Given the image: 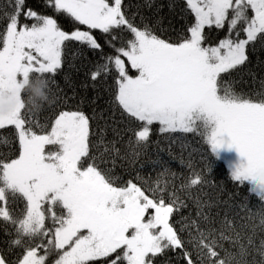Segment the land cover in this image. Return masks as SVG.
<instances>
[{
    "label": "snow or ice",
    "instance_id": "6c2138e0",
    "mask_svg": "<svg viewBox=\"0 0 264 264\" xmlns=\"http://www.w3.org/2000/svg\"><path fill=\"white\" fill-rule=\"evenodd\" d=\"M0 149V264H264V0H0Z\"/></svg>",
    "mask_w": 264,
    "mask_h": 264
},
{
    "label": "trees",
    "instance_id": "16d2710c",
    "mask_svg": "<svg viewBox=\"0 0 264 264\" xmlns=\"http://www.w3.org/2000/svg\"><path fill=\"white\" fill-rule=\"evenodd\" d=\"M131 2L133 4L135 3H139L141 2V0H131ZM163 2H166V0H163ZM162 17H166V19L163 20V27L165 29H167L168 27V19H170V17H168V10L164 9L162 11ZM79 69V61L75 58L72 57L71 59V63L69 66H67L65 68V72L64 74H62L59 78H58V83H59V87L60 89L63 90V92L67 93L68 96H73L75 95L76 98L82 97L87 95L89 98L94 97L96 95L95 91L91 90V89H85L83 87V81H84V74L82 70H78ZM38 100L40 99L39 97L37 98ZM105 102H106V97L104 99H101L98 103L100 104L101 107L105 106ZM166 146V142L161 144V147H165ZM0 151H3V149H0ZM176 155H179V148H175L174 149ZM156 152V148L155 146L152 147V149H150V155L154 156ZM161 156L167 160L168 156L165 153H161ZM223 161H225L223 159V157L221 156V160L217 161V164L223 163ZM171 167L176 170V171H184V169L181 168L180 163L178 162V160H173L171 161ZM151 166L149 164H145L144 168L141 169V174H145L148 171H150ZM225 178H221V183L224 182ZM188 212L187 210H185V215H187ZM193 215H194V211H193Z\"/></svg>",
    "mask_w": 264,
    "mask_h": 264
},
{
    "label": "rangeland",
    "instance_id": "374dc122",
    "mask_svg": "<svg viewBox=\"0 0 264 264\" xmlns=\"http://www.w3.org/2000/svg\"><path fill=\"white\" fill-rule=\"evenodd\" d=\"M221 156L223 157L224 160H235L236 159V153L235 151H222Z\"/></svg>",
    "mask_w": 264,
    "mask_h": 264
}]
</instances>
